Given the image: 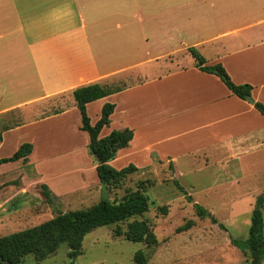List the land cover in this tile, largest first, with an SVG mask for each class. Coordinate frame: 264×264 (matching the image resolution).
<instances>
[{"label":"crops","instance_id":"0c3cea01","mask_svg":"<svg viewBox=\"0 0 264 264\" xmlns=\"http://www.w3.org/2000/svg\"><path fill=\"white\" fill-rule=\"evenodd\" d=\"M232 1L227 0L216 12L221 16L219 22H231L224 31L195 44L184 43V50L189 54L188 48H198L206 66L220 64L234 84L252 87L253 102L264 105V0ZM239 1L242 7L236 6ZM83 4L86 0H0V150L12 133L41 129L45 140L44 127L56 126L48 132L49 136L63 124L76 121L78 130L66 127L70 142L60 137H50L48 142L56 153L72 154L81 149L85 156L88 136L79 130L80 114L72 92L95 83L117 85L122 90L88 103L87 115L94 107L97 121L103 104H114L109 127L117 119L121 124L117 128H128L133 133L129 146L117 152L111 165L118 157L131 155L141 162L136 165L140 168L148 164L151 154L174 163L177 155L165 151L168 142L176 146L182 143L186 156L201 155L208 165L213 159L222 160L215 161L216 168L221 165L235 170L239 165L236 160L264 150V116L254 109L253 103L233 96L218 77L197 69L192 57L193 63L186 68L177 66V71L167 75L149 73L154 70L150 67L136 74V83L119 82L135 74L128 72L133 65H117L119 49L124 46L125 25L108 18L110 14L122 16L118 0L114 8L105 7L107 24L100 18L89 19L91 12L85 17L79 8ZM102 11L105 9H99L100 14ZM204 28L208 30L207 26ZM204 52L210 58L204 57ZM179 75H183L181 87L171 82ZM167 84L172 88L165 90ZM135 90H148L147 102H135ZM166 91L170 95L178 91L180 98H166ZM132 118L139 119L140 125L130 124ZM36 138L27 140L32 145L27 164L15 161L0 165V186L8 181L10 169H16L12 171L21 176L29 166L41 176L37 162L47 156L36 159ZM178 140L181 142L175 143ZM19 145L20 142L15 144L14 152ZM14 165L17 168H12ZM251 165L252 170L262 168ZM36 180L33 183L39 182ZM49 182L46 181L47 187L51 189Z\"/></svg>","mask_w":264,"mask_h":264},{"label":"rangeland","instance_id":"374dc122","mask_svg":"<svg viewBox=\"0 0 264 264\" xmlns=\"http://www.w3.org/2000/svg\"><path fill=\"white\" fill-rule=\"evenodd\" d=\"M226 1L118 0L117 8L121 9L122 16L115 17L110 14L108 18V21L116 20L125 25L124 46L119 49L117 65L125 68L133 65L128 68V72L135 74L128 77V72L124 73L122 75L127 76L128 80L119 79V82L136 83V74L146 68L153 67V72L149 73L161 77L177 71V66L186 68L188 63H193L191 55L184 50V43L195 44L202 38H212L223 32L224 27L231 22H219L221 16L216 12H219L221 5ZM241 2L236 3V6L242 7ZM105 7L114 8L115 0H86L83 8L79 5L85 17L91 12L89 19L100 18L107 24L104 19L107 11ZM99 9L105 11L100 14ZM206 26L208 30L204 28ZM127 41H132V44L128 45ZM204 53V57L210 58L207 52ZM170 60H173V63ZM182 77L183 75H179L171 82L181 87L179 83L183 82ZM169 88L172 87L167 84L165 90ZM148 96V90H135L133 98L135 102H147ZM178 96V91L173 95L165 92L166 98L178 99ZM93 108L90 107L88 115L91 124L96 122ZM119 122L115 119L110 127L102 130L101 136L107 135L111 130H120L117 128L121 125ZM128 122L140 125L139 119L132 118ZM71 124H63L57 132L54 131L55 135L53 133L49 136L48 132L53 131L56 126L44 127L45 140L42 139L41 129L38 132H35V129H26L12 133L7 138L5 146L0 150V157L12 155L17 142L21 145L27 143L29 138L38 136L36 159L42 155L47 158L42 156L37 162V169L41 170L39 177L33 167L24 168L21 176L12 171L16 169H10L11 172L6 176L8 181L0 186V237L36 226L58 213L89 207L102 197L109 200L118 199L123 194L124 187L134 188L137 182L149 180L152 184L145 193L150 206L149 211L144 214V219L151 225L157 245L148 248L144 243H132L123 236H115V226L102 227L84 237L81 253L73 260L74 264H136L134 255L138 250L145 252L147 264H248L245 253L234 247L231 239H246L256 198L264 194V150L236 160L239 165L235 170L230 164L228 168L221 165L216 168L215 161L222 163V160L213 159L208 165L201 155L186 156L188 153H183L182 143L177 147L168 142L165 151L177 155L174 163L160 160L151 154L148 164L138 168L136 165L141 162L133 159L131 155L118 157L111 165L113 168L119 170L132 164L138 171L125 180L122 189L107 193L101 190L95 172L96 162L88 151L84 152L85 156L81 149L77 153L60 154L49 145L50 137H60V140L70 142V132L66 127L78 130L76 121ZM82 134L87 137L85 133ZM180 142L178 140L175 143ZM161 151L163 152V149ZM53 155L56 156L52 157ZM251 163L262 165V168L249 169ZM36 179L39 181L37 184L33 183ZM48 180H51L50 190L55 197L50 203L46 201L40 187L41 184L48 186ZM176 184L184 191H180ZM194 203L209 211L217 223L214 224L209 219L200 220L193 210ZM160 206L167 207L166 215H161L157 210ZM262 213L264 222V207ZM187 222H190V227L180 231L179 228ZM119 227L126 229L125 223ZM68 251L66 244H62L56 252L42 261H37L29 255L22 259L21 264H70Z\"/></svg>","mask_w":264,"mask_h":264},{"label":"trees","instance_id":"16d2710c","mask_svg":"<svg viewBox=\"0 0 264 264\" xmlns=\"http://www.w3.org/2000/svg\"><path fill=\"white\" fill-rule=\"evenodd\" d=\"M188 52L194 60V66L202 72L212 74L220 79L229 92L241 99L251 96L252 87L248 84H234L224 68L220 64L206 66L204 58L195 48H188ZM119 86L90 84L79 87L72 92L75 106L80 114L79 130L88 136L87 151L96 162L95 172L101 190L111 193L122 189L125 180L138 171L132 164L119 170L110 164L115 159L119 150L129 146L133 139L130 129L111 130L107 135L100 136L104 128L110 125V116L114 111V104H103L98 120L91 124L86 113V105L121 91ZM254 109L264 116V105L253 102ZM1 141V136H0ZM32 152L30 143L21 144L9 157L0 158V165L21 161L28 163V157ZM151 181H139L134 188L124 187L123 194L118 199L109 200L102 197L95 204L81 209L58 213L51 219L36 226L26 228L0 237V264H21L22 259L32 255L35 260L42 261L57 251L62 245L68 247L70 264L81 253V246L86 235L102 227L115 226V236L132 243H144L146 247L157 245V239L151 225L144 219V214L149 211V198L145 190L150 187ZM177 188L184 191L178 184ZM47 202L54 197L45 184L40 185ZM191 201L190 198H188ZM195 215L200 219H209L216 224L217 220L204 207L194 203L192 205ZM264 207V194L256 198L254 208L250 215L248 235L244 240L231 239V244L245 253L248 264H262L264 261V222L262 209ZM157 210L161 215H166V206H160ZM125 223L126 229L122 230L119 225ZM190 227V222L180 227L185 231ZM136 264H147V257L143 250H138L134 255Z\"/></svg>","mask_w":264,"mask_h":264},{"label":"water","instance_id":"95a60500","mask_svg":"<svg viewBox=\"0 0 264 264\" xmlns=\"http://www.w3.org/2000/svg\"><path fill=\"white\" fill-rule=\"evenodd\" d=\"M246 101L251 103V104L253 103V100L250 97L246 98ZM7 264H9V263H7Z\"/></svg>","mask_w":264,"mask_h":264}]
</instances>
